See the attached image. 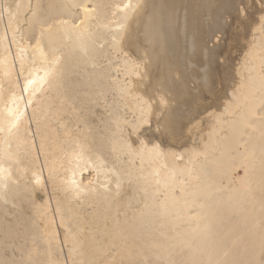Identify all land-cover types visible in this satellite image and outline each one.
<instances>
[{"label":"bare ground","instance_id":"6f19581e","mask_svg":"<svg viewBox=\"0 0 264 264\" xmlns=\"http://www.w3.org/2000/svg\"><path fill=\"white\" fill-rule=\"evenodd\" d=\"M0 170V264H264V0H0Z\"/></svg>","mask_w":264,"mask_h":264},{"label":"snow or ice","instance_id":"6c2138e0","mask_svg":"<svg viewBox=\"0 0 264 264\" xmlns=\"http://www.w3.org/2000/svg\"><path fill=\"white\" fill-rule=\"evenodd\" d=\"M85 11L87 12V9H85ZM239 11H240L241 15H243L245 13V9L244 8H241ZM34 83H35V81L29 79L27 81V83L24 85L23 92H28L29 91V86L33 85ZM33 91H34V89H33ZM20 100H21V102H23V100H24L23 96L20 97ZM31 103H32V101L29 99L27 101V104H31ZM21 115H23V113H19L18 115H16L15 119L19 120ZM0 171H2V170H0Z\"/></svg>","mask_w":264,"mask_h":264}]
</instances>
